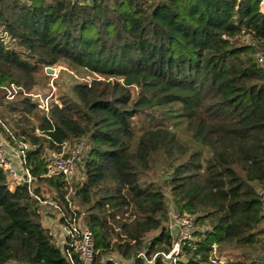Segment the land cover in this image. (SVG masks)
Here are the masks:
<instances>
[{"label": "trees", "instance_id": "obj_1", "mask_svg": "<svg viewBox=\"0 0 264 264\" xmlns=\"http://www.w3.org/2000/svg\"><path fill=\"white\" fill-rule=\"evenodd\" d=\"M91 1L0 0V86L31 94L49 77L38 71L57 65L93 77L73 85L77 102L62 97L47 114L31 97L7 101L0 90L2 121L36 146L27 156L35 193L63 196L62 176L42 177L43 153L68 140L83 146L73 201L96 262L114 253L146 264L143 253L162 264L170 204L195 218L177 264H212L213 244L237 252L223 264H264L260 0ZM164 114L186 121L189 143L162 125L140 133L132 125ZM156 166L170 199L148 179ZM9 263L68 264L26 186L10 191L0 171V264Z\"/></svg>", "mask_w": 264, "mask_h": 264}, {"label": "built area", "instance_id": "obj_2", "mask_svg": "<svg viewBox=\"0 0 264 264\" xmlns=\"http://www.w3.org/2000/svg\"><path fill=\"white\" fill-rule=\"evenodd\" d=\"M78 1V0H76ZM261 10L264 12V0H260ZM254 59L264 67V50L256 47ZM51 68V67H49ZM47 69V68H46ZM47 73V72H46ZM48 75V74H47ZM50 76V75H48ZM52 77V76H50ZM7 101H13L19 95L31 97L40 111L47 114L50 97L42 99L37 94H28L24 89L15 84L0 86ZM0 129L7 135L4 136L0 130V171L5 174L6 185L10 191L20 185H25L28 194L37 202L40 208L41 223L53 235L54 241L61 248L62 254L68 264H128L113 257H104L99 261L94 258V239L92 233L84 226L81 217L76 212L73 201L76 164L79 162L83 146L70 144L63 141L58 149H45L46 173L43 178L62 176L63 196L48 195L47 193L36 194V178H34L27 166L28 153L35 150L36 146L27 141L18 139L10 128L0 117ZM40 134L39 131H37ZM164 227L171 239V247L168 252L160 253L162 264H177L178 257L184 245L194 240L195 218L194 216L181 213L173 206H169L166 213ZM157 255L147 260L143 253L137 255L146 264H153ZM226 261L217 245L211 246L210 262L212 264H223Z\"/></svg>", "mask_w": 264, "mask_h": 264}, {"label": "rangeland", "instance_id": "obj_3", "mask_svg": "<svg viewBox=\"0 0 264 264\" xmlns=\"http://www.w3.org/2000/svg\"><path fill=\"white\" fill-rule=\"evenodd\" d=\"M78 1H83V0H78ZM86 1V0H84ZM102 1L98 0V3H100ZM88 3L91 4L92 1L88 0ZM264 10V8H263ZM246 38L242 37L241 41H245ZM47 69H51V73H47L48 75L52 76V77H48V79H45L40 82V84H38L35 88L34 91H32V94H37L39 95L42 99L46 98V97H50V99L48 100V105L50 107V105L52 103L55 104H60V98H67L69 100H72L74 102H77V99L75 97V95L72 92V87L74 84L76 83H86V82H90L93 77L90 75H84L82 73H77L75 70L70 69L69 67H67L66 65H57V66H53L51 68H47ZM47 69H40L38 71V75L40 76V78L43 76V70L47 72ZM37 106V105H36ZM37 109L39 110V108L37 107ZM42 112V111H41ZM43 113V112H42ZM176 117V116H174ZM133 127L135 128V131L137 133H140L142 131L148 130V129H152L155 128L156 126H164V127H168L170 130L174 131L177 135V137L179 138L180 141L184 142V143H189L191 140L188 136L187 130H186V121L184 119H177V118H170L168 114H164L163 117L160 119V121H153L150 120L146 117H136L133 120ZM72 142H76V141H72ZM198 150L200 151V155L201 158H203V160H205L208 155L209 152L206 148L204 147H200L198 146ZM81 158H79L80 160ZM78 170H76V179H74V183H77L80 180L81 174L79 172V168H77ZM149 180H153L155 183H157L158 185H161L163 188V191L166 195V197H168L170 199L169 196V192H168V187H167V173L163 172L161 170V168H159L158 166H156L153 171H151L149 173L148 176ZM49 192V191H47ZM48 195H50L49 193H47ZM169 206L171 207V205L169 204ZM156 235V232L150 233L146 239H151ZM237 252L229 250L227 248H223L221 249V254L225 257V259L229 260V259H235L237 257ZM107 257H113V258H118V256L116 254H110ZM125 263V262H124ZM9 264H13V263H9Z\"/></svg>", "mask_w": 264, "mask_h": 264}, {"label": "crops", "instance_id": "obj_4", "mask_svg": "<svg viewBox=\"0 0 264 264\" xmlns=\"http://www.w3.org/2000/svg\"><path fill=\"white\" fill-rule=\"evenodd\" d=\"M81 2L83 3V1H81ZM84 3H88V0L84 1ZM77 168H78V167H77ZM77 168H76V170H78ZM80 179H81V177H80Z\"/></svg>", "mask_w": 264, "mask_h": 264}, {"label": "water", "instance_id": "obj_5", "mask_svg": "<svg viewBox=\"0 0 264 264\" xmlns=\"http://www.w3.org/2000/svg\"><path fill=\"white\" fill-rule=\"evenodd\" d=\"M51 72H52V71H51V69H47V73H49V74H50Z\"/></svg>", "mask_w": 264, "mask_h": 264}]
</instances>
